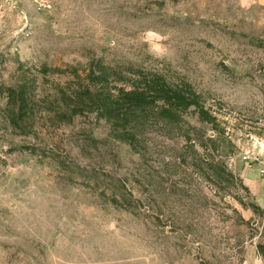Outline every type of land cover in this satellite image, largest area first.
Segmentation results:
<instances>
[{
  "label": "rangeland",
  "instance_id": "rangeland-1",
  "mask_svg": "<svg viewBox=\"0 0 264 264\" xmlns=\"http://www.w3.org/2000/svg\"><path fill=\"white\" fill-rule=\"evenodd\" d=\"M153 77L189 84L231 146L191 111L146 114L134 146L62 115L69 88ZM262 162L264 0H0V264H264V215L240 204L264 211Z\"/></svg>",
  "mask_w": 264,
  "mask_h": 264
},
{
  "label": "trees",
  "instance_id": "trees-1",
  "mask_svg": "<svg viewBox=\"0 0 264 264\" xmlns=\"http://www.w3.org/2000/svg\"><path fill=\"white\" fill-rule=\"evenodd\" d=\"M96 82L98 86H106V74L98 70ZM91 75H95L94 72ZM94 87L69 88L67 94L61 93V97H67L70 103L66 106L70 111L62 115H68L69 119L84 113H93L98 120H103L110 127L111 135L120 142L134 146L136 132L135 129L147 114L148 118H153L157 123L177 126L183 122L184 115L191 111L197 122L203 127L213 131V137L207 140L217 147L231 146V143L224 136V131L219 126V122L209 108H206L201 99L195 94L191 86L186 83L170 85L162 77L147 78L143 85L132 86L130 90L118 88L115 92L107 88L98 89ZM7 97L8 117L10 124L21 127L24 122H30L32 116V106L27 89L22 86L19 89L5 88ZM31 112V114H30ZM29 124V123H28ZM31 125V124H29ZM30 153H34L31 148H25ZM216 170V169H215ZM219 175L215 172V176ZM232 178V174L228 173ZM247 190V188H245ZM127 203V200H125ZM240 204L253 213L264 215V211L255 204ZM259 255L264 257V239L256 245Z\"/></svg>",
  "mask_w": 264,
  "mask_h": 264
},
{
  "label": "built area",
  "instance_id": "built-area-1",
  "mask_svg": "<svg viewBox=\"0 0 264 264\" xmlns=\"http://www.w3.org/2000/svg\"><path fill=\"white\" fill-rule=\"evenodd\" d=\"M49 8H50V6L48 4L43 3L42 9H49ZM258 172L260 175H264V162L261 163V167L259 168Z\"/></svg>",
  "mask_w": 264,
  "mask_h": 264
}]
</instances>
